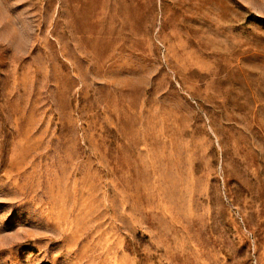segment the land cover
Wrapping results in <instances>:
<instances>
[{"label":"rangeland","instance_id":"obj_1","mask_svg":"<svg viewBox=\"0 0 264 264\" xmlns=\"http://www.w3.org/2000/svg\"><path fill=\"white\" fill-rule=\"evenodd\" d=\"M0 264H264V0H0Z\"/></svg>","mask_w":264,"mask_h":264}]
</instances>
